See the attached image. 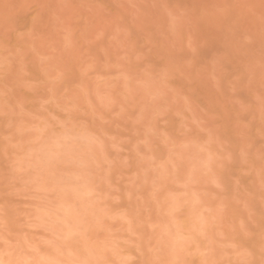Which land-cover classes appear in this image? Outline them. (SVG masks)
<instances>
[{"label": "rangeland", "instance_id": "rangeland-1", "mask_svg": "<svg viewBox=\"0 0 264 264\" xmlns=\"http://www.w3.org/2000/svg\"><path fill=\"white\" fill-rule=\"evenodd\" d=\"M0 264H264V0H0Z\"/></svg>", "mask_w": 264, "mask_h": 264}]
</instances>
